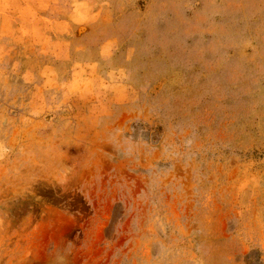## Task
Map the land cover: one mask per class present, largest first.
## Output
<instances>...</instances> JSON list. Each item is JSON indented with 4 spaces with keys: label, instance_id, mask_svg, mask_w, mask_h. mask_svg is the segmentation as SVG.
<instances>
[{
    "label": "rangeland",
    "instance_id": "374dc122",
    "mask_svg": "<svg viewBox=\"0 0 264 264\" xmlns=\"http://www.w3.org/2000/svg\"><path fill=\"white\" fill-rule=\"evenodd\" d=\"M0 264H264V0H0Z\"/></svg>",
    "mask_w": 264,
    "mask_h": 264
}]
</instances>
